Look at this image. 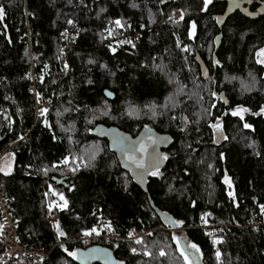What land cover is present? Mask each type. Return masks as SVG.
<instances>
[{
	"label": "trees",
	"instance_id": "trees-1",
	"mask_svg": "<svg viewBox=\"0 0 264 264\" xmlns=\"http://www.w3.org/2000/svg\"><path fill=\"white\" fill-rule=\"evenodd\" d=\"M254 3L253 11L264 6V0ZM202 7L203 0H0V150L12 153L0 182L15 200L24 242L48 252L43 264H77L61 244L68 251L106 246L124 264H183L173 235L182 245H197L201 264H264L258 207L264 205V65L256 62L264 48V8L254 17L237 9L223 18L227 0ZM173 9L183 17L175 23L167 17ZM116 20L121 32L137 40L122 44L114 38ZM195 51L209 70L207 79ZM33 86L40 102L52 101L38 117ZM147 105L156 107L155 118ZM237 106L248 109L243 120L231 115ZM131 107L141 117L129 114ZM181 116L189 120L183 132ZM217 117L219 133L209 127ZM97 123L131 134L151 125L172 136L166 164L149 176L146 192L120 168L106 140L89 133ZM73 155L85 163L76 172L60 171L63 158ZM49 184L63 191L65 208L49 211ZM173 220L183 224L176 228ZM54 224L63 237L57 239ZM105 225L115 237L83 236L92 228L108 234Z\"/></svg>",
	"mask_w": 264,
	"mask_h": 264
},
{
	"label": "snow or ice",
	"instance_id": "snow-or-ice-1",
	"mask_svg": "<svg viewBox=\"0 0 264 264\" xmlns=\"http://www.w3.org/2000/svg\"><path fill=\"white\" fill-rule=\"evenodd\" d=\"M163 2H164V0H161V3H163ZM232 2L235 3L236 6H238V0H232ZM212 3H213V0H203V7L201 8V11L206 10L209 7V5H211ZM3 16H4V11H3L2 8H0V17H3ZM181 18H183L182 14H181ZM169 19L171 20L172 18L169 17ZM67 23L69 25H73L74 22L71 19H69L67 21ZM114 23H115L116 27H121L122 26V22L120 20H116ZM173 23H175V21H173ZM193 27H194V25H193ZM108 32H109V35H112V31L110 29L108 30ZM61 35L64 36L65 38H67V33L66 32L65 33H61ZM189 35L191 36L192 33L190 32ZM120 43H129V44H131L132 42L131 41H120ZM110 50L111 51H115V49H112L111 47H110ZM182 50L183 51H187V49H182ZM60 52H61V55H62L63 54V50L61 49ZM256 56H257L256 62L258 64L264 65V48H261L259 51H257ZM57 58L59 59V57H57ZM216 63H218V62L213 60V64L215 65ZM67 67H68L67 64H65V66H64L65 70H67ZM45 69H47V65H45ZM201 71L203 72L204 75H207V73L203 69ZM28 78H31V77H28ZM42 79H43V77L41 76V81H42ZM180 90H182V88L178 89V91H180ZM211 95L215 96L216 93H211ZM36 97H37V103H39L40 102V94L38 92L36 93ZM212 106L214 107L215 105H212ZM166 107H167V105L161 106V108H166ZM47 111L48 110L46 108H39L38 109V112H39V114L41 116L44 113H46ZM149 111L151 112L152 118H155L158 115L155 106H152L149 109ZM246 112H248L247 108H244V107H241V106H237L236 108L232 109L231 115L232 116H239L240 119L243 120L244 117H243L242 113H246ZM102 114L103 115H107V112H104ZM129 114H131V113H129ZM159 114L164 115L166 113L160 112ZM207 114L211 115V112L208 111ZM254 114H256V113H254ZM259 114L264 115V105H262L260 107ZM171 119L175 120L176 117L173 116ZM180 120H181L182 125H183L180 128V131L183 132V131H185V127L189 123V120L185 116H181ZM44 123H45V126L47 127V122L45 121ZM209 127L214 129V130H216V132L219 133L220 132V128H221V124L219 122V118L217 117L216 118V122L215 123H211L209 125ZM244 127L245 128H251L252 126L250 124H248V123H245ZM145 129L147 131V125H145ZM221 135H222V133H221ZM19 138L22 139V137H19ZM160 139H162V138H153L151 136H146V137L142 136V137L138 138L136 141L131 142V141H128L126 138H123V137H115L114 138V144L119 148L123 158L126 161H128L130 165H134L135 169L142 170V171H149V169H152L151 171H149V174L152 175V176H158L159 175V170L156 167V164L159 162V159H167V156H157L153 152L152 155H151V160L155 161L156 163H149L148 160H146V154L149 153L150 148H154L155 144H157ZM213 142H215V140ZM257 155H259V154L257 153ZM223 158H224V154L221 153V159H223ZM78 159H79L80 163H85L83 157L72 156L71 157L72 164L75 165L76 161ZM94 159H95V153H92L89 156V161L90 160H94ZM62 163L68 164L69 163V157L65 156L63 158ZM88 166H90V165H88ZM54 167H55V165H54ZM209 167H211V165ZM0 170H2V169H0ZM78 170H79L78 166H75V167L71 168V171H73V172H76ZM5 174H7V173H5ZM223 182L229 188H231V182H230L227 174H225ZM69 190H71V189H69ZM53 194L54 195H59L60 200L63 201V203L61 205H58V207L63 208V207L67 206V201L64 200V197H63L62 194H58V193H53ZM227 194L230 197H233V200H235V198L233 196V193L231 191H229ZM258 207L260 209V213L262 215H264V205H258ZM51 210H52V205H49V211L51 212ZM204 215H208V214L205 213ZM202 219H203V217H202ZM171 223H172V225L174 227L179 228L183 224V221L182 220H173ZM53 226L56 228V231H57V239H59L60 237H63L65 235V233L62 230H60L58 224H54ZM105 227L107 228L108 231H112L110 225H105ZM253 230H255V228ZM92 234H95V235L98 236V235H100V232L97 230V228H92L90 230H86V231L83 232V236H85V237H88V236H90ZM132 235H133L132 233H129L130 237ZM148 235H151V233H149ZM172 240L174 242H176V251L179 252L180 257L183 258V264H195V258H196V256L198 255V253L200 251V249L197 247V245L195 243H191V242L187 243L186 245H182V244L179 243V238L177 236H175V235L172 236ZM134 243L139 245V244L142 243V240L139 237H136L134 239ZM217 243H220V241L219 240H213V245H215ZM60 247H61L62 250H64L67 253L68 257H71L72 260H79L80 264H86L87 260L89 258H92V252L98 251V250L94 249V250H92L89 253H83V252H79L77 250L68 251L67 249H64L63 244H61ZM130 251L135 254L137 249L133 247V248L130 249ZM143 255L147 256V255H149V252L147 250H145L143 252ZM160 255L164 256L165 252L163 250H161ZM216 255H217V259H219L220 253L217 252ZM113 264H124V262L123 261H114Z\"/></svg>",
	"mask_w": 264,
	"mask_h": 264
},
{
	"label": "water",
	"instance_id": "water-1",
	"mask_svg": "<svg viewBox=\"0 0 264 264\" xmlns=\"http://www.w3.org/2000/svg\"><path fill=\"white\" fill-rule=\"evenodd\" d=\"M244 4H247L246 0H238V6H236V4L232 2V0H227V8L224 12L223 18H225L228 14H230L231 12L237 9L245 13V10H243V8H246V7H243ZM263 8L264 6H262L260 13L263 12ZM247 15L250 17L257 16V15H251V14H247ZM220 39L221 37L219 34L216 35L213 39L214 48H213V52L211 55V61H212L213 67H215L216 65V64L215 65L213 64V60L216 61L215 52L220 44ZM194 58L200 67V72H201L202 77L204 79H207L209 77V70L206 67L204 61L200 58L198 53H195ZM202 69L207 73V75L203 74V72L201 71ZM104 95L108 99H112L114 97L113 93L109 91L108 89L104 90ZM6 116L7 115L5 114V117ZM89 133L96 138L106 140L107 147L112 153H114L120 168L123 171H125L129 175L133 183H135L144 192L147 191L148 179L150 176L149 171H151L152 169H149V171H142V170L135 169L134 165H130L129 162L123 158L119 148L114 144V138L123 137L131 142L136 141L138 138L142 136L162 138L159 140L157 144H155L154 148H150L149 153L146 154V160H148L149 163H156L155 161L151 160V155L153 152L157 156H165L163 151L167 149L168 147H170V145L173 142L172 136L169 133L159 132L154 127L148 126V125H147V131L144 125L136 133L131 134L129 132H126L120 129L116 125H105L102 123H97L90 129ZM166 161L167 159H159V162L156 164V167L158 168V170H161L165 166ZM51 180L57 184H62L64 181V178L63 177H58V178L52 177ZM94 249L98 251L92 252V258H89L86 264H113L114 261H118L116 256L114 255V253L112 252L110 248L99 245V244L88 245L86 247L78 248L76 250L79 252H83V253H89ZM75 262L77 264H80L79 260H75ZM195 264H200L198 259L196 260V258H195Z\"/></svg>",
	"mask_w": 264,
	"mask_h": 264
},
{
	"label": "built area",
	"instance_id": "built-area-1",
	"mask_svg": "<svg viewBox=\"0 0 264 264\" xmlns=\"http://www.w3.org/2000/svg\"><path fill=\"white\" fill-rule=\"evenodd\" d=\"M179 9H173L169 13L172 22L179 20L181 17ZM162 14V18H163ZM74 34V33H73ZM136 34L134 35V38ZM120 41H130L127 37L119 36L116 38ZM127 44V43H122ZM35 99V112L39 114V108H46L51 104V100L47 99L44 102L37 103L36 89L32 87ZM5 153V150H0V161ZM14 198L9 195L2 183L0 182V264H43L44 258L48 252L27 245L18 232V220L14 213ZM97 236V235H96ZM115 237L110 231L105 235ZM86 238H83V240Z\"/></svg>",
	"mask_w": 264,
	"mask_h": 264
},
{
	"label": "rangeland",
	"instance_id": "rangeland-1",
	"mask_svg": "<svg viewBox=\"0 0 264 264\" xmlns=\"http://www.w3.org/2000/svg\"><path fill=\"white\" fill-rule=\"evenodd\" d=\"M192 32V31H191ZM31 54V51H30V48H29V46H28V56H29V58H31L32 56L30 55ZM174 93V92H173ZM171 98H167V100H164L163 101V103H161L160 104V109L161 110H164L165 108H161V106H163V105H167L168 106V104H171V101H172V96H170ZM153 106V105H152ZM152 106H149V105H147V107H146V109H150ZM129 111V113H131L132 115H134V116H136V117H141V115H142V113H140V112H138V109H136L135 107H131V109L130 110H128ZM142 111V110H141ZM148 126H151V125H148ZM93 144H96V143H93ZM93 144H90V145H93ZM91 147H93V146H91ZM10 150V149H9ZM9 150H6L5 151V153H4V155H3V157H2V162H1V167H0V169H2L1 171H7L8 169H10V166H11V161H12V153L9 151ZM74 156V155H73ZM80 157H82V156H80ZM80 165H82V163H80V161H79V159L76 161V164L75 165H73L72 164V162H71V157L69 158V163L68 164H64V166L65 167H61V169H60V171H62L63 170V172H65L66 173V171L67 172H69V171H71V168L72 167H75V166H80ZM63 168V169H62ZM129 176V175H128ZM48 189H49V191H50V193H58V194H62L63 195V191H61V190H58L57 188H54L53 186H51V184H49V186H48ZM53 199L51 200V201H49V203H47V207H48V209H49V205H52V207H56V208H60L61 209V207H58V205H61L62 203H63V201H61L60 200V197H59V195H54L53 194ZM63 197H64V200H66L67 201V199L65 198V196L63 195ZM63 208H65V207H63ZM49 218H50V220L51 221H54L53 220V217L51 216V215H49ZM202 227H204V226H208L207 225V223H205L204 225H201ZM93 236H95V234L93 235H90V237H93ZM133 237H135L136 238V236H133ZM82 240V239H81ZM187 243H184V245H186ZM172 256V255H171ZM175 258V257H174ZM199 260V262H200V257H199V253H198V255L196 256V260ZM201 264V263H200Z\"/></svg>",
	"mask_w": 264,
	"mask_h": 264
},
{
	"label": "flooded vegetation",
	"instance_id": "flooded-vegetation-1",
	"mask_svg": "<svg viewBox=\"0 0 264 264\" xmlns=\"http://www.w3.org/2000/svg\"><path fill=\"white\" fill-rule=\"evenodd\" d=\"M247 4H244L243 7H246V8H243V10H245V13L246 14H251V15H258L261 11V8L262 6H258V8L256 10H251L250 7L253 6L254 3V0H246ZM219 23V22H218ZM220 24V23H219ZM196 52V51H195ZM197 53V52H196ZM217 138V136H216ZM219 139V138H217Z\"/></svg>",
	"mask_w": 264,
	"mask_h": 264
},
{
	"label": "bare ground",
	"instance_id": "bare-ground-1",
	"mask_svg": "<svg viewBox=\"0 0 264 264\" xmlns=\"http://www.w3.org/2000/svg\"><path fill=\"white\" fill-rule=\"evenodd\" d=\"M182 13L180 12V15H181ZM168 17V19H169V16H167ZM181 17V16H180ZM181 19V18H180ZM179 19V20H180ZM179 20H177V21H179ZM171 22H172V20H170ZM176 21V22H177ZM114 30H115V33H116V35L114 36V38H117V37H119V36H123V37H127L129 40H131V42L135 39V40H137V36L135 37V38H132L131 36H128L127 35V33L126 32H121L120 31V27H115L114 28ZM218 35V34H217ZM213 52V51H212ZM212 55V54H211ZM105 96V95H104ZM35 100V99H34ZM34 108H35V106H34ZM7 115V114H6ZM8 116V115H7ZM6 116V117H7ZM38 116H40V114H36V112H35V117H38ZM3 150H5L6 151V149H3ZM166 150V149H165ZM164 152V151H163ZM133 182V181H132ZM94 237V236H93ZM96 237V236H95Z\"/></svg>",
	"mask_w": 264,
	"mask_h": 264
}]
</instances>
